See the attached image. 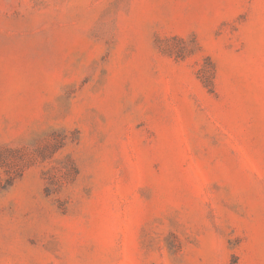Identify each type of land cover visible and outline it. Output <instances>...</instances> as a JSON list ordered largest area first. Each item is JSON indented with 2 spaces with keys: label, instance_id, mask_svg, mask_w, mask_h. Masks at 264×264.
<instances>
[{
  "label": "rangeland",
  "instance_id": "obj_1",
  "mask_svg": "<svg viewBox=\"0 0 264 264\" xmlns=\"http://www.w3.org/2000/svg\"><path fill=\"white\" fill-rule=\"evenodd\" d=\"M0 264H264V0H0Z\"/></svg>",
  "mask_w": 264,
  "mask_h": 264
},
{
  "label": "trees",
  "instance_id": "obj_2",
  "mask_svg": "<svg viewBox=\"0 0 264 264\" xmlns=\"http://www.w3.org/2000/svg\"><path fill=\"white\" fill-rule=\"evenodd\" d=\"M205 84H206L207 86H210V85H211V82H208V83L205 82Z\"/></svg>",
  "mask_w": 264,
  "mask_h": 264
}]
</instances>
